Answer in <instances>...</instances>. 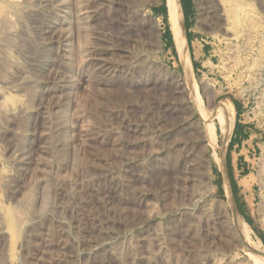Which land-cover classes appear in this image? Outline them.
Returning a JSON list of instances; mask_svg holds the SVG:
<instances>
[{
	"label": "rangeland",
	"instance_id": "374dc122",
	"mask_svg": "<svg viewBox=\"0 0 264 264\" xmlns=\"http://www.w3.org/2000/svg\"><path fill=\"white\" fill-rule=\"evenodd\" d=\"M118 4L135 18L127 37L129 58L110 76L100 73L96 55L117 48ZM240 4L256 12L264 36V0ZM163 6L164 0H0V264L262 260L264 38L243 56L245 66L226 76L225 45L199 22L197 1L184 0L191 52L199 43L204 47L194 74L213 83L202 91L212 105L235 101L241 112L237 117L235 111L234 124L250 135L238 157L245 166L234 180L238 222L213 161L223 140L216 119L213 145L195 134L162 140L183 121L203 126L187 103L188 111L171 115L168 123L155 117L161 100L152 77L173 82L181 72L173 44L163 39L166 15L155 12ZM202 106L205 113L211 109ZM19 150L32 156L28 164L15 158ZM184 156L188 161L182 164ZM248 176L257 182L245 190L239 181Z\"/></svg>",
	"mask_w": 264,
	"mask_h": 264
},
{
	"label": "bare ground",
	"instance_id": "6f19581e",
	"mask_svg": "<svg viewBox=\"0 0 264 264\" xmlns=\"http://www.w3.org/2000/svg\"><path fill=\"white\" fill-rule=\"evenodd\" d=\"M196 1L198 4V10L200 12L199 22L202 24V26H204L207 29V31L212 33V35L215 39H217L221 44L225 45V52L221 55V58L226 65L225 75L229 76L230 74L234 73L236 70H239L245 66V59L243 58V56H248V54L252 51L254 45L258 41H260L264 38L262 27L260 26L258 16H257L256 12L254 10H252L250 7L240 4V0H196ZM164 7L166 9V25H167L168 31L171 35L173 48L175 50L178 66H179L181 72H176L174 74L175 80L173 82L158 81V80L154 79V77H152V79L150 81V85L152 84V87L154 89H156L158 99L161 100L159 109H157V106H156L157 111L155 110V113L156 112L157 113H156L155 117L157 116L156 118H157V121H159V123H161V122L164 123L166 120L168 121V117H171V115L176 114V116H177V114H179V112L184 111L185 109L183 107V104L187 103L190 105L192 113L197 115L198 118L200 120H202L203 126L201 129L200 128L196 129V128H194V123L192 126V124H190V121H188V120L183 121V122H181L180 125L177 124V125H179L177 128H175L176 125H174L175 127L174 126L173 127L175 128V130L168 132L166 135H164L162 140H163V142H166L168 140H172L173 139L172 137L177 136V135L195 134L197 136V138L200 137L201 140H204L208 144L213 145L215 142V138H216V125L214 124L213 120H214V118L216 119V123L218 125V130H219V133L222 135L223 140L219 142L221 144V146L218 148L219 153L214 157L215 160L213 159V161L218 166L219 171L222 174L223 190H224V195L226 198V204H227V206L230 207L233 215L236 217V219H238V222H239V217L236 213V206L234 203L232 190L230 188L229 178H228L227 169H226V160H225V151H226L228 142L231 138L233 128H234V119H235L234 106H233L232 102L228 99L220 100L218 103L212 105L210 103L211 102L210 98L209 99L206 98L202 89L207 88V87L209 89L212 88L213 83L210 80L206 81L205 79H203L201 77L196 78L194 71H193V67H192V58L195 60H198L202 56V49L204 47L202 46V44L199 43L196 48H193L192 55L190 54V51H189L190 49H189L188 42H187L184 17H183L184 15H183L182 6H181V0H164ZM60 8H62V7H60ZM115 11H116V9H115ZM117 11L119 14V18L115 15V12L113 11L115 17L118 18V25L116 24L117 28H118L117 31H119L117 33L118 36L116 37L117 48L114 50H102L100 53H98L96 55L97 56L96 58H98L97 61L100 63L99 71L101 74L110 75L111 73H113V70L116 68L119 70L118 72L120 73V69H122V67H123L124 60L129 58L130 52H129V54H128V52H126V46L128 45V42H129L127 37H128V35H130V30L132 27L131 23L135 17L130 12H128V10L124 9V7H122V5H120V4H118V6H117ZM138 13H140V12H138ZM1 14L5 15L4 11H2ZM7 15H9V14H7ZM7 15H5V16H7ZM111 16H113V14H111ZM115 17H114V19H115ZM1 18H4V17L2 16ZM9 18H11V17L9 16ZM9 18H8V20H9ZM102 23H103V21H102ZM112 23H113V21H112ZM58 27H57V29H58ZM132 29H133V27H132ZM134 29L136 30V27ZM52 31L49 30L48 32H46L47 35L53 33L55 31V29L53 32ZM56 32H55V34H56ZM54 36H56V35H54ZM135 36H134V38H135ZM49 37H50V35H49ZM79 37H80V35L77 36V39L80 40L79 47H80V49H82L83 45L85 43V37L83 34L81 35V38H79ZM53 39H55V38H53ZM74 39H75V37H74ZM48 42H49V40H48ZM155 46H156L155 53H157L158 51H160V45L158 43H155ZM105 48H107V47L105 46ZM113 61L116 62V66H113ZM125 63H127V62H125ZM208 63L212 67L215 66L213 64L212 60H209ZM148 67H150L149 70L151 71V75H153V71L155 69L154 66L150 64ZM224 69H225V67H224ZM163 71L167 72L166 69H164ZM98 77H99V74H98ZM57 78H55V79H57ZM112 83H113V81H112ZM66 86H68V85H66ZM60 89H62V88L60 87ZM64 89H65V87H64ZM63 91L65 92L66 90H63ZM53 92H54V88H53ZM55 95H56V93H55ZM50 96H52V93H51V95H49V97ZM209 97H211V99L213 97L211 92H209ZM2 101H3V99H2ZM170 101H171V104H170ZM172 101L177 103V105L176 104L175 105L178 106V110H176V107H175V111L172 110V108H171V105H173ZM203 102H204L205 106L211 107L209 112H206V113L204 112L203 106H202ZM0 105H1V108H2V106H5L4 104L2 105L1 103H0ZM20 112L22 113V111H20ZM33 115H34V113H33ZM181 118H179V119H181ZM179 119L177 120V118H176L175 120L174 119H172V120L179 121ZM167 121H166V123H168ZM153 123H154V121H153ZM154 124H156V123H154ZM159 125L161 126V124H159ZM170 125H172V124H170ZM167 126L168 125H166L165 127H167ZM162 127H163V125H162ZM142 128H141V130H142ZM143 129L145 130V128H143ZM170 129H171V127H170ZM136 130H137V128H136ZM153 131H155V129ZM25 133H27V132L25 131ZM170 138H172V139H170ZM176 140H178V139H176ZM157 142H158V140H157ZM176 142L177 141H175V144H176ZM64 145H66V144H64ZM158 145H159V143H158ZM170 145H171V143H170ZM172 145H173V143H172ZM188 145H187V143H183V146H184L183 148H185ZM192 146H193V144H192ZM164 147H165V144H164ZM176 147H175V150L178 148V147L177 148ZM20 150L16 152L15 158H20V159L22 158V164H28L29 163L28 158L32 157V156L29 155V157L27 158V157H25L24 153ZM190 152H191V150H190ZM180 153H183V152H180ZM188 153H189V151H188ZM191 154H192V152H191ZM221 154H222V156L220 157ZM180 155H183V154H180ZM186 157H185V159L181 158L182 159L181 163L183 162V160H184V164L188 161V156H186ZM15 160L17 161V159H15ZM189 162H190V160H189ZM31 163H32V161H31ZM187 165H188V163H187ZM255 182H257L256 178H252V177L248 176V177L243 178L239 181V186L242 189L246 190V189L250 188ZM27 199H30V198H27ZM16 225L18 226V223ZM257 264H264V254L262 255V260L257 262Z\"/></svg>",
	"mask_w": 264,
	"mask_h": 264
},
{
	"label": "crops",
	"instance_id": "0c3cea01",
	"mask_svg": "<svg viewBox=\"0 0 264 264\" xmlns=\"http://www.w3.org/2000/svg\"><path fill=\"white\" fill-rule=\"evenodd\" d=\"M189 11L190 9L186 10L187 21L189 19ZM193 61L194 63H200V58L198 60L193 59ZM249 140L250 135L247 133V128L242 125H238L237 122V128L235 129L234 124L233 132L226 149V153H228L229 157V166L233 180H235L237 175L243 171L245 159H239L238 157L241 151L245 149V145ZM247 153H249V151H247ZM233 155L237 157L235 160L233 159Z\"/></svg>",
	"mask_w": 264,
	"mask_h": 264
},
{
	"label": "trees",
	"instance_id": "16d2710c",
	"mask_svg": "<svg viewBox=\"0 0 264 264\" xmlns=\"http://www.w3.org/2000/svg\"><path fill=\"white\" fill-rule=\"evenodd\" d=\"M181 6H182V11H183V17H184V24H185V30H186V36H187V42H188V46H189V51H190V54L192 55V52H191V48H190V44H191V41L189 40V36H188V31H189V29H188V25H187V14H186V10H185V8H184V0H181ZM157 14H159V15H162V16H165L166 15V9H165V7L163 6V7H160L159 9H157L156 11H155ZM166 20V19H165ZM165 37H168V40H167V44L170 46V47H172V39H171V35H170V33H169V31L167 30L165 33H164V35H163V39L165 38ZM192 66H193V69H194V71H196L197 70V65H196V63H194V61L192 60ZM231 100V99H230ZM231 102H232V104H233V106H234V109H235V111H236V114H237V117H239L240 116V112H241V110H240V107L238 106V104L235 102V101H233V100H231ZM237 128V121H236V123H235V129ZM226 169H227V174H228V178H229V183H230V188H231V190H232V195H233V199H234V201H235V203L237 204V199L235 198V192H236V189H237V187H236V183H235V181L233 180V178H232V176H231V170H230V166H229V157H228V153H226ZM238 210H239V207H238ZM239 213H240V215H241V212L239 211ZM262 244L264 245V241L262 240Z\"/></svg>",
	"mask_w": 264,
	"mask_h": 264
}]
</instances>
